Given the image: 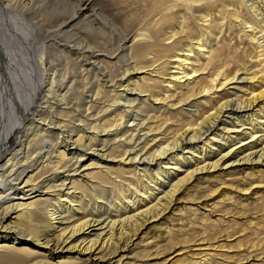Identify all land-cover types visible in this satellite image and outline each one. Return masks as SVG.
<instances>
[{
	"label": "bare ground",
	"instance_id": "6f19581e",
	"mask_svg": "<svg viewBox=\"0 0 264 264\" xmlns=\"http://www.w3.org/2000/svg\"><path fill=\"white\" fill-rule=\"evenodd\" d=\"M33 1L0 0V264H150L177 250L181 264L252 258L264 245L258 228L237 246L220 241L253 229L254 218L264 221V204L245 226L224 220L225 228L214 229L204 211L198 220L180 218L164 245L129 254L148 222L173 215L178 195L197 200L193 210L183 204L189 211L199 203L213 211L200 181L215 172L245 164L251 177H264V0H140L134 15L145 23L134 36L136 66L124 91L139 93H119L113 114L105 108L89 134L60 125L62 138L45 161L43 99L64 101L65 94L54 84L46 89L51 70L19 14ZM77 7L78 18L94 11L91 0ZM249 64L259 68L238 76ZM214 240L230 263L209 253Z\"/></svg>",
	"mask_w": 264,
	"mask_h": 264
},
{
	"label": "rangeland",
	"instance_id": "374dc122",
	"mask_svg": "<svg viewBox=\"0 0 264 264\" xmlns=\"http://www.w3.org/2000/svg\"><path fill=\"white\" fill-rule=\"evenodd\" d=\"M38 1L37 3L35 0L31 2L29 4L30 7L25 10L19 9L22 12H19V14L23 15L25 20L28 21V25L31 27L30 30L34 29L36 31L38 39L34 45L36 46V50H38L37 52L42 55V59L44 58V64L51 70V73L49 72V86L46 89L52 87L54 84V86L60 87L61 92L65 94L64 101L61 97L55 98L53 95L44 97L43 99V101L46 100L43 103L46 110L44 109L45 113L43 111L45 122H43L41 128L45 130L43 129L44 131L42 130L41 132L43 133L41 141L46 147L43 152V154L45 153V161L49 160L47 158L50 155L51 157L54 155L53 148L56 143V138L59 136V140L62 138V134L58 133L60 125H65V130L77 128V130H81L80 132L84 133L86 130L89 134L91 132L90 122L99 120L107 110L109 111L108 114L113 112L120 94L136 96L139 93L137 91L125 93L124 91L128 86L126 80L132 76L136 66L134 57H132L133 41L137 38L134 36H137L139 31L144 27L145 18L143 19L142 17L140 18L134 15L136 11L138 12L140 10H138L140 8V0L131 1L129 4L125 3V5L119 0H91L94 5V11L90 10L84 17L81 16L79 18L78 15L74 14L77 10L76 7L79 0ZM129 8L131 9V14ZM133 8L137 10L135 11ZM123 11L126 12V16L130 14L128 18L123 16ZM233 29L237 32L240 30L239 27H234ZM131 57L132 59H130ZM257 68L259 67H252L249 64L247 69L242 68L239 73L237 72V75L239 74L238 76L242 77L246 75V71L250 69L257 70ZM204 74L207 75V73ZM51 77L56 80H52ZM98 89L102 91L99 96L100 98L97 97L99 100L92 103L91 101L93 97L95 99V93ZM239 94H242V92H239ZM143 95L145 94H140V96ZM148 102L152 103L151 100ZM93 104L95 106L92 107ZM62 110L64 113L61 112ZM102 134L104 133H101L100 136ZM111 136H113V133H111ZM95 148H99V146ZM73 162L71 161L70 163L72 164ZM81 162L89 164V160H83ZM30 164L33 165V162ZM248 167L250 165L245 164L228 167L224 169L226 171L225 173L218 172L221 175L214 177L218 174L215 172L212 174L213 177L211 179L200 181L202 186L208 187L205 190L208 194L206 197L209 203L208 206L212 205L214 207V205H217L213 211L211 207L208 208L201 203H199L201 205L199 211H189L187 210L188 205L194 206L197 200H192L187 194L178 195L180 200L177 199L174 204L173 215H168L169 217L165 215L164 217L148 222L147 227L143 229L138 238H135V245H131L130 249L135 247V251L131 252L129 256L136 252V250L142 251L146 246H155L157 243L164 245L166 242L164 240V233L167 229L171 228L174 230L181 226L179 225L180 218L189 220L188 216H192L193 218V215L196 214L195 218L198 220V216H202L203 211L206 212L205 215H208L210 220H215L214 224L216 225L210 224L214 225V229L217 230L223 227L225 228L227 223L233 220L241 221L243 226L251 223L248 222L245 224V222L251 220L249 215L253 211H257L260 205L264 204V177H261L257 171L251 177V170ZM183 204H187V207L185 208ZM194 208L196 206L192 207L191 210ZM229 208L231 210H228ZM242 209L247 210V213H238ZM260 213L257 212L254 215L258 216ZM224 220L228 222H224ZM253 223H255V225L251 226L253 229H247L245 231L237 229L234 237L220 242H223L228 247L230 245L237 246L241 244L235 243L238 239L253 240L255 228H258L259 232L264 233V221L254 218ZM182 224L186 225L187 222ZM260 224V227H256ZM220 235L222 233L217 236ZM257 243L261 242L258 240ZM212 245L213 249L217 248L214 252L220 251L215 240ZM263 247V244L258 245V250L252 252V258L240 262L237 261V263L264 264ZM210 251L209 253L213 257L218 258L220 261L230 263L221 251L219 253L222 256ZM176 253H182V251L178 252L177 250L175 253L172 251L163 253L152 258L150 264H181V261L175 256ZM243 253L242 251L241 256L235 255L236 257L234 256V258H242L244 256Z\"/></svg>",
	"mask_w": 264,
	"mask_h": 264
}]
</instances>
